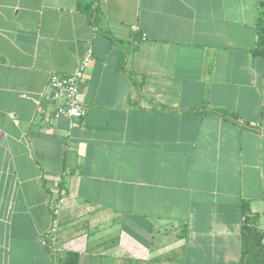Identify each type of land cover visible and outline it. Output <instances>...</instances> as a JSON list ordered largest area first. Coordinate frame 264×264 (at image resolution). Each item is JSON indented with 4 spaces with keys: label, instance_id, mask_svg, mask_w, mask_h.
<instances>
[{
    "label": "crops",
    "instance_id": "0c3cea01",
    "mask_svg": "<svg viewBox=\"0 0 264 264\" xmlns=\"http://www.w3.org/2000/svg\"><path fill=\"white\" fill-rule=\"evenodd\" d=\"M80 1L0 0V264H242L243 201L264 228V0H101L93 23ZM89 49L85 116L45 120L51 73Z\"/></svg>",
    "mask_w": 264,
    "mask_h": 264
},
{
    "label": "built area",
    "instance_id": "2783aa9c",
    "mask_svg": "<svg viewBox=\"0 0 264 264\" xmlns=\"http://www.w3.org/2000/svg\"><path fill=\"white\" fill-rule=\"evenodd\" d=\"M138 30L137 26L132 27ZM94 58V52L89 49L81 59L77 69L71 73L52 72L47 84L46 91L41 94L39 113L47 121H56L67 118L72 127L77 126L86 114V108L81 99V87L86 78V72ZM2 61L0 57V62ZM53 106L49 109L47 106ZM68 198V191L61 187L58 195L50 201L52 212V224L44 235V243L53 252L58 250V236L63 208Z\"/></svg>",
    "mask_w": 264,
    "mask_h": 264
},
{
    "label": "trees",
    "instance_id": "16d2710c",
    "mask_svg": "<svg viewBox=\"0 0 264 264\" xmlns=\"http://www.w3.org/2000/svg\"><path fill=\"white\" fill-rule=\"evenodd\" d=\"M97 1V2H96ZM95 2H79V9L86 12L89 16V20L93 23L94 18L101 11V0ZM257 41L252 53L254 55L264 57V1L260 3L259 18L257 20ZM223 115H229L235 119H239V115L236 112H230L227 110L220 111ZM243 212V225L241 229L242 239V264H264V228H259L255 222L257 215H251V209L248 202H242ZM186 233V227L182 229V236ZM65 261L60 264H78V258L76 253H69ZM172 261V259H169Z\"/></svg>",
    "mask_w": 264,
    "mask_h": 264
}]
</instances>
